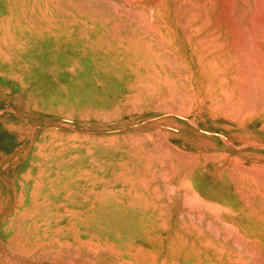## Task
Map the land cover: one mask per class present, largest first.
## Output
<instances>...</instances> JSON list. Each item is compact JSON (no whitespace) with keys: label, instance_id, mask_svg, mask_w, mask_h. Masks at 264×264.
<instances>
[{"label":"crops","instance_id":"crops-1","mask_svg":"<svg viewBox=\"0 0 264 264\" xmlns=\"http://www.w3.org/2000/svg\"><path fill=\"white\" fill-rule=\"evenodd\" d=\"M5 2L11 11L14 9L15 15L11 14L18 24L16 37L17 32L27 34L26 38L41 34L37 29L25 28L16 19L18 7L14 8L39 2ZM66 3L141 7L137 13L121 16L123 34L119 39H108L102 44L103 37L91 34L92 44H85L83 49L97 57L103 73L112 70L121 75L113 85L125 87L119 93L105 91L107 102L98 111L121 109L130 96L137 95L141 105L133 115V132L160 131L163 137L161 141L131 143L129 147L104 145L117 170L99 180L93 196L90 194L95 190L88 186L75 192L73 177L43 176L42 154L46 149L41 154L42 123L73 108L64 106L61 99L53 104L43 103L42 87L57 86L62 80L56 74L44 78L41 75L44 58L39 45L20 44L17 39L18 46L3 47L0 264H264L262 248L244 232L250 223L264 224L250 212V183H264V173L259 169L264 168V91L251 94L249 80H241L245 73L244 77L249 75L248 55L238 48L207 44L211 40L198 41L216 38L210 31L195 36L193 31L169 28L167 23L178 20L171 8L180 5L179 0ZM146 7H155V12H148ZM106 18L111 21V17ZM192 18L193 15L186 20ZM157 22L162 23L161 29H155ZM228 49H234L229 52L237 56L225 57ZM70 60L64 70L67 80L73 83V58ZM226 62L236 64L231 67L234 71H225ZM218 63L223 65L222 71ZM226 85L231 86L230 93H226ZM14 86L19 92L10 90ZM241 89L248 96H243L245 92L238 95ZM249 97L252 101H247ZM85 108L96 110L92 106L82 109ZM72 149L67 144L66 156L70 150V160ZM134 149L138 152H130ZM207 151L209 160L203 161ZM121 165L132 166L133 172L119 173ZM251 166L258 169L257 173H250ZM75 202L80 206L75 207ZM91 210L99 215L96 235L73 221L74 213ZM126 216L130 221L123 223ZM234 237L251 241L255 247L252 254L261 257H248L242 263V255L235 254ZM241 244H246L243 251L251 245Z\"/></svg>","mask_w":264,"mask_h":264},{"label":"rangeland","instance_id":"rangeland-1","mask_svg":"<svg viewBox=\"0 0 264 264\" xmlns=\"http://www.w3.org/2000/svg\"><path fill=\"white\" fill-rule=\"evenodd\" d=\"M66 1L67 0H36V2H39V4L27 5V6H15L18 7L16 19H20L22 24H24L26 26L25 28L27 29H31V30L37 29L41 31L42 34L51 33L56 35L58 40V43H56L58 50L63 49L62 51H65V47L67 44L65 45L64 44L65 41L61 42L60 40L63 41L64 38L63 35H68L70 33H71L70 35L74 34L73 36L75 37L85 38V39L86 38L89 39V37H91V34L93 35V37L96 38L98 36H101L103 37V39H101L102 44L103 42L105 44L107 41H109L108 39H113V38L119 39V36L123 34V30L121 28L123 22L120 21L121 16L123 14H128V13L130 14L137 13V8L138 9L141 8V7H128V6L69 5L66 3ZM179 1L181 3L180 5L171 8L174 17H177L178 20L167 23L169 25V28L177 29V30L193 31L195 36H202L203 31H210L212 35L214 34L217 35L216 38H212V39L198 38V41L201 40L204 42L205 41L209 42L211 40V43L209 42L207 44L217 45L219 47H228V48L233 47V48H238L239 51L240 50L244 51V55L248 54V57L250 56V58H248L250 59L248 66V73L250 76L249 86L251 85L250 89L253 88L251 90V94L257 93L260 90L259 87H256L259 85L258 84L259 81H262V83L264 82V72H263L264 67L261 66V65L264 66L263 63L264 59H262V57L264 58L263 56L264 53L260 54V52H264V36L262 35L255 36L251 34L248 35L244 33V31L241 32V29H243L241 28L242 22L244 21H241V19L239 18L238 11H240L241 8L240 1L239 0L236 1L235 0L233 1L232 0H179ZM187 2H190L191 4H186ZM146 9L148 12H155V7H146ZM191 15H193L192 20H186V18ZM106 17H111L110 18L111 21L107 22ZM249 23L250 22H248V24ZM124 24L129 25L132 23L124 22ZM161 24L162 23H158V22L154 23L155 29H161L162 28ZM12 25H13L12 28H10L9 26H3V27L0 26V51H2L3 47L18 46L17 37L14 32V30L18 28L17 26L18 24L17 22H15ZM19 28H21V24ZM254 38L256 39V41ZM75 41H76L75 39H71V42H75ZM253 41L255 45L252 43ZM257 42L258 45H256ZM87 43L92 44L91 40H89ZM96 43L97 42H95V44ZM76 49L78 51L81 50L80 46H77ZM226 51L228 52L224 56L227 58L237 56L236 54H232L229 52L235 50L228 49ZM247 52H249L250 54ZM254 52L256 56L254 55ZM7 55L8 54L4 55L1 53V56H7ZM251 56H253L254 60L251 58ZM259 57L261 59H259ZM260 60H262L263 62L262 61L260 62ZM253 61L256 64H254ZM235 66H236L235 63L229 62L225 65L224 69L227 73H230V71H234L232 70V68ZM251 66L254 67L252 68ZM260 66L263 69L261 74H259L260 72L259 73L254 72L255 69L256 71L258 70L261 71ZM53 67L54 69H51V72L53 74H56L58 80L60 79V81L62 80V82L57 86L56 85L43 86L42 101L43 103L46 104L48 103L53 104V102H55L56 100L61 99L64 100L62 101V104L64 106L67 104V107H69L70 102L69 100H67L66 103V97L68 99H70V97H68V95L65 94L66 90L62 91L60 89V87L64 86L63 83L67 81V77H65L66 73L63 70H61L59 66H53ZM257 67L260 69H258ZM87 68H88L87 66L83 67V69L88 71H96V69L94 68L93 69L92 68L87 69ZM218 68L221 69L222 71L223 65L221 63H218ZM83 69H82L83 72L82 77L77 73H73V83H71V85L73 84V86H77L80 82L83 83V85L84 84L86 85L89 82H93L87 80V79L93 80V78L90 77L87 78V76L90 74L86 76L85 70ZM73 70L79 71L81 73V67L79 65H75L73 67ZM256 75L257 76L261 75L260 76L261 78L259 76L257 77ZM255 77L260 79H257ZM251 78H253L254 80L253 79L251 80ZM95 81L97 82V80ZM254 83H256L257 85L256 84L254 85ZM262 83L260 82V84ZM48 88L49 91L47 90ZM225 88H226V92L230 93L229 91L231 90V86L226 85ZM18 89L19 88L15 86L10 87V90L14 92H19ZM262 91L263 89L261 90V92ZM138 98L139 96L137 97V95L133 94L132 96L129 97V102H127L123 108L113 109L109 111H98L99 108H97V106H94L96 104L91 102L89 99L87 103L94 104L91 106L96 110H93L91 108H85L77 111L74 109L68 112H58V115L56 117L49 120H44L42 123V137L44 138L43 141L44 143L42 145L41 154L44 152L45 149L59 150L62 152L61 154L65 156L66 154L65 148L68 144V145H72L73 147L72 149L73 157L76 159V161H80L85 164L89 161L91 157H86V156L82 157L81 155L85 153V151L91 152L92 149H95L96 147L99 148V146L100 148H102L99 157H101L103 160L104 159L106 160L107 158L106 155H110V158H107V161H110L112 160V156H111L112 154L103 148L104 145L121 144L123 145V147H129L131 143L161 141L162 135L160 134H136L133 132L131 125H133V123L136 120V118L133 117V115H135L137 108L141 105V103L138 102ZM74 100L72 101L73 104H77L76 103L77 101ZM131 147H135V146H131ZM130 152L136 153L138 151L134 149V150H130ZM68 153L70 154V150H68ZM206 153L207 156L206 158L202 159L203 161L209 160L208 151ZM77 155H79L80 157H76ZM101 161L102 160L100 159V162ZM114 165L115 164L113 161L110 167ZM119 167L122 168V171L119 173L127 174L133 172V170L131 169L132 166L130 165H121ZM252 167L254 166H251L250 173H256L255 171L257 168H255L254 170V168ZM259 169H260V173H264V168L262 166H260ZM29 172L32 173V168L30 169ZM258 184H260L259 188H258ZM263 185L264 183H254V182L250 183V212L251 215H254L256 218L258 217L259 220L264 221V198H263L264 186ZM188 188L190 187L188 186L187 183V190ZM258 189H260V191H257ZM243 242L245 243L247 242L250 244L252 243L251 241L249 242V240L245 238L234 237L233 246L235 249V254H238L237 252H239V255L240 254L242 255L241 258L244 262L248 257L249 258H252L253 256L257 257L254 254H252L254 251L253 248H255L252 245L246 247V250L248 252L243 251V248L245 246L241 244ZM258 264H263V262L261 263L259 262Z\"/></svg>","mask_w":264,"mask_h":264},{"label":"bare ground","instance_id":"bare-ground-1","mask_svg":"<svg viewBox=\"0 0 264 264\" xmlns=\"http://www.w3.org/2000/svg\"><path fill=\"white\" fill-rule=\"evenodd\" d=\"M233 1V0H232ZM236 1V0H235ZM241 5H240V11L239 12V18L241 19V21H244L242 22V27L243 29H241V32L244 31V33L246 34H251V35H257V36H264V0H239ZM6 2L5 0H0V26H9L10 28H12V24H14V20H15V17H13V15H15L14 12V9L11 11V7H8L7 5H5ZM227 5V4H226ZM234 5V3H233ZM16 8V7H14ZM185 9V8H184ZM227 9V8H225ZM11 12L13 13V15L11 14ZM238 16V15H237ZM150 19V18H149ZM207 20V19H206ZM236 20V19H235ZM38 21V20H37ZM149 21V20H148ZM248 22H250L248 24ZM244 23V24H243ZM252 23V25H251ZM152 25V24H151ZM234 27V26H233ZM236 27V26H235ZM238 28V27H237ZM235 29V28H234ZM237 30V29H236ZM143 31V30H142ZM239 32V31H238ZM27 33V32H26ZM73 33V32H72ZM71 34V33H70ZM63 35V37L66 39L63 38V41L61 42H64L65 41V51H62L63 49H60L58 50V47H57V44L58 43V40H57V36L54 35V34H47V33H41L38 37H35L33 38L32 36L31 37H27L26 38V35L27 34H23L21 32H17V39L18 41L20 42V44H25V45H39L41 47V52H42V57L44 58V60H42L41 62V75L43 77H48V76H51L53 73L51 72V69H54L53 66H59L61 68V70H63L65 73H66V69L65 68V64L69 65L70 63V59L73 58V67L75 65H79L81 67V73L79 71H74L73 70V73H77L79 74L81 77L83 76V72H82V69L84 66H87L88 68H94L96 69V71H88V70H85V74L87 76V78H93V80L91 79H87L88 81H93V82H89L88 84H84L83 83H79L77 86H73V84L71 85V82L70 80H67L65 81V83H63L64 86L60 87V89L63 91V90H66V95H68V97H70V99H68L66 97L67 100H69V105L73 108V110L75 109L76 111L77 110H80L82 108H84L85 106H91V105H94V104H89L87 103V101L90 99L91 102L95 103L96 105L94 106H97V108L101 107V105H104V102H107L105 101V97H104V94H105V91L106 93L108 91H110L109 93H112L114 94L115 92L118 91L119 92H122L124 90L125 87L123 86H117V85H113L115 83V81L118 80V78L121 76L120 74L114 72V71H109V72H102L100 69H99V66H98V59L96 56H91V54L89 53V50H85L83 49V46L89 41V39H85V38H78V37H75L73 35ZM156 34V33H155ZM239 34V33H238ZM243 34V33H242ZM215 35V34H214ZM217 36V35H216ZM242 36V35H241ZM261 36V37H262ZM236 37V36H235ZM243 37V36H242ZM248 37V36H247ZM62 38V37H61ZM246 38V37H245ZM71 39H75L76 43L75 42H71ZM236 39V38H235ZM255 39V38H254ZM261 39V38H260ZM251 40V39H250ZM69 41V42H68ZM86 41V43H85ZM256 41V39H255ZM75 43V44H74ZM232 43V42H231ZM254 44V41L252 42ZM256 43V42H255ZM89 43H87L86 45H88ZM95 44V43H94ZM97 44V43H96ZM250 44V43H249ZM145 45H148L145 43ZM222 45V44H221ZM236 45V44H235ZM255 45V44H254ZM258 45V42L257 44ZM77 46H80L81 50L78 51L76 48ZM242 46V45H241ZM259 48V47H258ZM248 49V48H247ZM253 49V48H252ZM234 50V49H233ZM239 50V49H238ZM56 51H58L57 53H55ZM251 51V49H250ZM249 51V52H250ZM253 51V50H252ZM241 52V50H240ZM247 52V53H249ZM239 53V52H238ZM237 53V54H238ZM257 53V52H256ZM263 54L264 52H260V54ZM250 54V53H249ZM259 54V53H258ZM257 54V56H258ZM202 55V54H201ZM239 55V54H238ZM245 55H248V54H245ZM253 55V54H252ZM254 55H255V52H254ZM253 55V56H254ZM189 56V55H188ZM253 56H251V58L253 59ZM256 56V55H255ZM262 56V55H260ZM264 56V54H263ZM161 58V57H160ZM246 58V57H245ZM248 58V57H247ZM250 58V56H249ZM231 59V58H230ZM259 59H261L259 57ZM262 59H264L262 57ZM162 60L164 61V59L162 58ZM246 60V59H245ZM250 61V59H247ZM254 60V59H253ZM167 61V60H166ZM214 61V60H213ZM262 60H260L261 62ZM169 62V61H168ZM259 62V61H258ZM257 62V63H258ZM259 62V63H260ZM263 62V61H262ZM166 63V62H164ZM254 64H256L254 61H253ZM264 63V62H263ZM85 64H88V65H85ZM171 65V64H170ZM169 66V65H167ZM172 66V65H171ZM257 66V65H255ZM259 66V65H258ZM262 67H264L263 65H261ZM260 66V67H261ZM58 67V68H59ZM217 68V66H215ZM240 67V66H239ZM252 68L254 66H251ZM250 67V68H251ZM262 67L260 69L261 71H255L254 72H257L259 74H261L262 72ZM87 68V69H88ZM238 68V67H237ZM238 69H242V68H238ZM252 70V69H251ZM243 70H241L240 72H242ZM264 72V71H263ZM52 73V74H51ZM245 73V72H244ZM244 73H241V74H244ZM45 74V75H44ZM246 74V73H245ZM244 74V76H246ZM248 74V73H247ZM67 75V74H66ZM65 75V77H67ZM254 75V74H253ZM242 76V75H241ZM241 79H247V81L250 79V76L247 75V77H244ZM257 76V75H256ZM259 76V75H258ZM257 76V77H258ZM261 76V75H260ZM259 76V77H260ZM239 77V76H238ZM253 77V76H251ZM255 77V78H257ZM234 78V77H233ZM261 78V77H260ZM260 78H257V79H260ZM263 78V77H262ZM167 79V78H166ZM221 79V78H220ZM225 79V78H224ZM253 78H251L252 80ZM97 80V82L95 81ZM223 80V79H222ZM240 80V81H241ZM254 80V79H253ZM173 81V80H172ZM171 81V82H172ZM247 83L246 80H243ZM240 82V83H243ZM234 82H235V79H234ZM244 82V83H245ZM253 82V81H252ZM260 82L262 83V81H259V85L256 86V87H259L260 89V92L261 90L263 89L264 91V82L262 84H260ZM173 83V82H172ZM239 83V82H238ZM112 84V85H110ZM223 84V83H222ZM256 83H254L255 85ZM236 85V84H235ZM257 85V84H256ZM238 87V85H236ZM235 86V88H236ZM251 86V85H250ZM249 86V87H250ZM169 88V87H168ZM167 88V89H168ZM123 89V90H122ZM238 89V88H237ZM248 89V87H247ZM253 88H251L250 90H252ZM49 91V88L47 89ZM239 90V89H238ZM242 90V89H241ZM156 91V90H155ZM172 92V91H170ZM176 92V91H175ZM178 92V91H177ZM231 92V91H229ZM245 92V94L243 93ZM249 92V91H248ZM227 93V92H226ZM240 94L238 95H242V93L244 94L243 96H248L246 93L247 91H240L239 92ZM250 93V92H249ZM248 93V94H249ZM264 93V92H263ZM176 94V93H175ZM259 94V93H258ZM173 95V94H171ZM232 95V94H231ZM174 96V95H173ZM180 96V95H179ZM178 97V96H177ZM183 97V96H182ZM188 97V96H187ZM245 98V97H243ZM76 100L77 104H73V100ZM237 99H242L241 98H238L237 96ZM74 100V101H75ZM183 100V99H182ZM181 100V101H182ZM248 100H251L250 97ZM264 100V99H262ZM163 101V100H162ZM167 101V100H165ZM234 101H235V98H234ZM238 101V100H236ZM241 101V100H240ZM245 101V102H247ZM252 101V100H251ZM258 101V100H257ZM90 102V103H91ZM164 102V101H163ZM239 102V101H238ZM258 102H261V101H258ZM264 103V101H263ZM262 103V104H263ZM237 104V103H236ZM251 104V102H250ZM178 105V104H177ZM219 105V104H218ZM253 105V103L251 104ZM258 105V104H257ZM237 106V105H236ZM261 106V105H260ZM259 106V108H260ZM264 106V105H263ZM237 107H240V105H238ZM250 107V106H249ZM247 107V108H249ZM258 107V106H257ZM255 107V108H257ZM178 108H179V105H178ZM242 109V108H240ZM254 109V107L252 108V110ZM232 110V109H231ZM246 109L243 108L242 111H245ZM249 110V109H248ZM247 110V111H248ZM177 111V110H175ZM186 111V110H185ZM184 111V112H185ZM257 111V110H256ZM168 112V111H167ZM180 112H182L180 110ZM223 113V111H222ZM182 114V113H181ZM160 135H161V132L159 131ZM158 136V135H157ZM161 137V136H160ZM163 137V136H162ZM148 138V137H147ZM156 138V137H155ZM149 139V138H148ZM163 147H164V144L162 143ZM162 149V148H161ZM168 150V149H167ZM100 151H102V148H99L96 147L95 149H92L91 152H86L83 153L81 156L82 157H91L93 159H89V161L87 163H83V162H80V161H76V159L73 157L72 155V158L70 160V154L68 153L66 156L62 155L59 150H45V152L42 154V157H43V162L41 164V173L43 176L45 177H59L60 175H67L68 177H73V180H74V190L75 192L78 190H86L87 189V186L89 187L88 189H92V190H95L94 193H91L90 195L93 196V195H96L97 193V190H98V184H99V180L100 179H103L104 176L108 175L109 173H114L116 170H117V166H112V163H113V159L110 160V161H107V158H110V155H106V160L102 159L100 156ZM164 154V153H163ZM213 154V153H212ZM162 155V154H161ZM211 155V153H210ZM115 156V155H114ZM147 156V155H146ZM164 156V155H163ZM162 156V157H163ZM168 156V155H167ZM76 157H80L79 155H77ZM175 157V156H174ZM217 157V156H216ZM149 158V157H148ZM165 158V157H164ZM192 158V157H191ZM236 158V157H235ZM100 159L102 160L100 162ZM148 160V159H147ZM157 160V159H156ZM169 160V159H168ZM188 160V159H187ZM237 160V159H236ZM112 161V162H111ZM171 161V160H170ZM169 162V161H168ZM163 163V161H162ZM171 164V163H170ZM169 164V165H170ZM254 168V167H252ZM33 169V168H32ZM165 169V168H164ZM258 170V169H256ZM262 170V168H261ZM164 171V170H163ZM246 171V170H245ZM242 172V171H241ZM161 173V172H160ZM166 174V172H164ZM257 173V172H256ZM164 174V175H165ZM259 174V173H258ZM167 175V174H166ZM168 176V175H167ZM166 177V176H165ZM263 178V177H262ZM261 180V179H260ZM253 182V181H252ZM84 184V185H83ZM86 187H83L85 186ZM165 187V186H164ZM191 194V193H190ZM264 198V197H263ZM197 204V203H196ZM210 205V204H209ZM79 207L80 204L75 202V207ZM199 206V205H197ZM196 206V207H197ZM188 207V206H187ZM195 207V206H194ZM208 208V207H207ZM213 210V209H212ZM220 210V209H219ZM218 210V211H219ZM215 211V210H214ZM189 213V212H187ZM214 213V212H213ZM187 215V214H186ZM201 216H198V218H200ZM98 219H99V215L97 213L96 210H91L90 212H85V211H81V212H77V213H74V223L75 225H77L78 227L80 228H84V227H87L88 228V231L91 232H95V235L97 233V222H98ZM216 219V217H215ZM250 219V218H249ZM253 219V218H252ZM130 221V218L128 216L125 217L124 220H122L123 223L125 222H128ZM210 224V222H209ZM166 226V225H165ZM215 227V226H214ZM213 227V229H214ZM216 228V227H215ZM218 229V228H217ZM139 230V229H138ZM142 231V230H141ZM199 231V230H198ZM229 231H231L229 229ZM92 232V233H93ZM232 232V231H231ZM244 232H247V234L249 235V238L251 239H254L256 240V243L260 245V247L262 248V251L264 252V224H261L259 226L257 225H254L252 223H250V226L244 230ZM138 233V232H137ZM240 235V234H239ZM242 235V234H241ZM87 236V235H86ZM142 236V235H140ZM226 237V236H225ZM221 238V236H220ZM144 240V239H143ZM238 243V242H237ZM238 245V244H237ZM246 245V244H245ZM252 245V244H251ZM256 245V244H255ZM248 246V245H247ZM67 247V246H66ZM209 247V246H208ZM217 247V246H216ZM223 247V246H222ZM218 249V248H217ZM246 249V248H245ZM259 249V248H258ZM260 250V249H259ZM220 251V250H219ZM246 251V250H245ZM212 252V251H211ZM229 252V251H228ZM227 252V253H228ZM28 253V252H27ZM226 253V252H225ZM254 253V251H253ZM72 254V253H71ZM226 255V254H225ZM237 255V254H236ZM241 255V254H240ZM262 255V254H261ZM91 256V255H90ZM183 256V255H182ZM212 256V255H211ZM239 256V255H237ZM261 257V256H260ZM234 258V256H233ZM257 258H259L257 256ZM240 259V257L238 258ZM237 259V260H238ZM236 260V261H237ZM257 260V259H255ZM260 260V259H259ZM229 261V259H228ZM239 261V260H238ZM253 261V260H251ZM68 262V260H67ZM71 262V261H70ZM205 262V261H203ZM242 263H246L242 260ZM257 263V262H256ZM59 264V263H58ZM71 264V263H70Z\"/></svg>","mask_w":264,"mask_h":264}]
</instances>
